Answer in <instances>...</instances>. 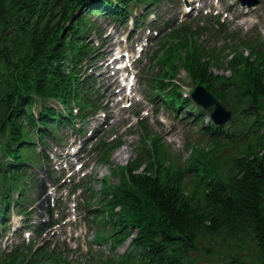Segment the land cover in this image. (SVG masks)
<instances>
[{"label": "trees", "instance_id": "trees-1", "mask_svg": "<svg viewBox=\"0 0 264 264\" xmlns=\"http://www.w3.org/2000/svg\"><path fill=\"white\" fill-rule=\"evenodd\" d=\"M100 1L110 3L0 0V229L11 205L25 212V180L30 178L25 160L34 142L30 128L47 135L44 125L75 119L72 102L80 111L95 106L91 96L97 91L84 63L95 48L86 38L94 26L88 14L104 9ZM116 1L110 3L115 5L111 14L125 19L128 3L135 0ZM232 36L236 41L221 57L207 51L198 33L182 23L158 40L150 58L158 69L145 76L153 97L175 112L187 109L201 126V141L189 144L181 159L142 122L135 156L112 169L118 183L107 177L92 180L84 197L86 218L93 242L107 244L108 253L93 251L90 243L89 259L71 262L58 245L36 246L31 240L2 254L0 264H192L190 254L199 240L224 246L229 264H264V39ZM213 67L230 74L215 73ZM179 68L233 109L226 125L204 122L211 108L192 106L182 95L174 80ZM49 99L59 101L63 111L48 106ZM37 136L43 140V134ZM113 147L101 144L105 163ZM127 240L128 248L117 252ZM251 240L256 255L247 261L239 252Z\"/></svg>", "mask_w": 264, "mask_h": 264}, {"label": "rangeland", "instance_id": "rangeland-1", "mask_svg": "<svg viewBox=\"0 0 264 264\" xmlns=\"http://www.w3.org/2000/svg\"><path fill=\"white\" fill-rule=\"evenodd\" d=\"M131 5L133 9L132 15H134L135 12L141 11V7L143 6H139L135 3H132ZM185 6L191 7L190 10L186 12ZM159 10L161 17L156 20L157 23L152 22V24L149 25L151 29L156 27L158 34L164 32V20L167 19V16L171 19H174V23L175 21L186 20L193 27H197L204 23V19H202L204 15L214 14L212 12L204 13L205 11H215L219 12L218 14L221 15L222 20L224 17L227 23H231V25H229L230 28L240 29L243 33L252 29H256L260 33L261 37H264V0H262L261 4H258L253 8L244 7L242 6V3L237 0H188L186 4L184 3V0H163L160 4ZM88 17L102 25L103 33H105L102 35V37H105L104 42L108 41L106 36L108 32L105 29V24L110 30L113 31L112 34L115 33L111 23L104 22V17L101 14L92 13ZM152 18H154L153 13L149 15L142 26V30L144 29L142 36L133 38L132 40L125 43L120 41L118 45L130 46L143 37L141 44L139 45L143 47L140 53L143 52V50H145L148 45L153 43L152 40H148V45L144 46V37L147 35L145 32V27L148 26V22ZM126 24V26H128V22ZM124 32L125 30L123 32L118 31V33ZM138 35H141V33H138ZM199 37L207 44H214L216 42V44L219 45L224 41V39H227L228 42V38H212V36L209 34V31L204 30L201 32ZM92 39L95 44L100 43V39L95 35L92 37ZM97 54H95L92 60L87 62L86 67H92V70L88 69V72L92 73V76L95 78V83L99 86L100 94L105 97L103 104L105 105L106 110L109 112V116L107 118H101L102 120H105L103 123L104 125H102V130H104V128L112 129L115 133L121 135L122 138H120V145L112 151L109 164L101 163L96 160L99 155L98 151L89 154L90 157L96 161L94 162L91 159L85 164L86 168L91 171L86 174V180L84 181L89 182L92 180V175L94 173H97L99 176L109 174V170L114 167V164H123L134 155L133 148L139 140V132L137 133L138 126H136V122L141 116L146 117L149 122V127H151L152 130L159 135L161 140L170 146L177 156L180 155L181 159L186 157L189 152L188 145L191 143H200L201 141L200 124L186 119L184 111L177 112V114L180 115L175 117L174 113L169 107L165 106L164 104H160L159 101L151 102L149 100L145 83L141 79L140 73L142 70L147 69V65L143 67L145 60L142 62L140 61L139 63L134 62L133 73L135 77L134 85L130 89L131 91L127 93L122 90L121 93H117L116 91L119 90V87L111 90V82L107 81L106 79L110 73V67L100 62V59L103 58L101 56L106 54V49L102 48L100 53L98 55ZM222 55L223 53L220 50L215 53V57H221ZM98 68L100 70H98ZM222 71L228 72L226 69H223ZM123 74L124 73L122 71L118 72L119 76H123ZM179 76L178 79L182 84L183 92H189L190 88H192V84L190 79L187 77L186 72L181 70ZM107 97L109 99L108 101H106ZM46 104L54 107L57 110L61 109V104L57 100L51 99ZM39 108L40 105L36 104L34 107V112L37 113ZM137 110H139L138 114L136 112ZM204 120H207V117H205ZM64 131L66 135L63 136L61 140L48 138L46 142L42 143V145L36 142L35 146L37 149L34 147V151L31 154L32 159L37 160L40 156L41 150H44V152L48 151L52 156H54L55 151L52 149V144H55L57 148L61 150V144L69 142L68 135L70 133V129L64 128ZM56 135L57 137L62 136V134L59 132H57ZM83 160H86V158H83ZM30 172H32L34 184L31 191L27 192L26 196H33L36 197V199H38L40 196L41 197L33 204H31L29 201L24 203L23 208H25L26 211L32 210L29 214H19L16 213L15 210L11 209V215L8 218V221H6L7 226L11 227V231L7 232L1 239L2 247L3 244L8 242L9 244L7 247H10V240L13 238L14 241L21 240V238H15L12 228L16 227L24 237L32 236L34 226L46 218H49L50 222L52 219L57 220L62 210L64 213H66L65 219L50 227L47 232L43 233L42 236L37 239V241H40L42 237H47L52 243L58 242L59 247H61V249L65 252V255L68 253L67 255L69 256V260L71 262L78 261L83 263L84 260H88L89 256L86 254V251L88 249V243L90 240H92L93 232L90 230V227L87 225L85 219H83V216L85 215L83 208L80 207L77 209L75 206L78 201H80V206L83 205L81 198L78 197V192L74 194L68 193L69 188L67 187L72 184L71 181H62V184L65 186H58L55 191H53L54 196L47 194L46 192L42 194L41 190L44 184L43 181H45L46 190H49L50 184L55 181V178L57 179V176H60L58 171L53 169L52 164L45 161H39V165L32 166ZM117 179V177L112 176L113 181H117ZM95 186L98 185L96 184ZM54 201L59 207L53 208V211L50 214L47 206ZM46 202H48V205H46ZM23 220H28L27 223L33 226H28V228L23 223L25 222ZM213 241L215 240H199L198 249L196 251H192L190 254L193 260L192 264L230 263L225 257L226 251L224 246L218 242L214 243ZM126 247H128L127 242H125L124 245L119 246L118 251L123 252ZM92 248L96 251L101 248L104 249L105 252H108V246L105 244H93ZM207 249L213 251L210 252V250ZM240 255L242 259L247 261L251 260L252 257L256 255L255 242L253 240L249 241L247 247L240 253Z\"/></svg>", "mask_w": 264, "mask_h": 264}, {"label": "water", "instance_id": "water-1", "mask_svg": "<svg viewBox=\"0 0 264 264\" xmlns=\"http://www.w3.org/2000/svg\"><path fill=\"white\" fill-rule=\"evenodd\" d=\"M259 2L260 0H251V2ZM192 98L206 107L208 105H213V111L211 112L212 120L217 124H222L229 120L231 116V111L226 109L220 101H218L211 92L207 91L202 85L195 86L193 92L191 93Z\"/></svg>", "mask_w": 264, "mask_h": 264}, {"label": "bare ground", "instance_id": "bare-ground-1", "mask_svg": "<svg viewBox=\"0 0 264 264\" xmlns=\"http://www.w3.org/2000/svg\"><path fill=\"white\" fill-rule=\"evenodd\" d=\"M106 10H107V9L104 8V9H102V11H100V13H102V12H104V11H106ZM201 44H202L203 47L206 48L207 51L210 50V49H213V52H214V53L216 52V48H215V45H214V44H207V43H205V41L202 42ZM118 85H121V83L118 82ZM89 154H90V153H89ZM66 158H67V156H65V159H66ZM28 161H29V159H26V160H25V162H27V163H28ZM241 252H242V251L239 252V256H240V257H241V255H240Z\"/></svg>", "mask_w": 264, "mask_h": 264}]
</instances>
